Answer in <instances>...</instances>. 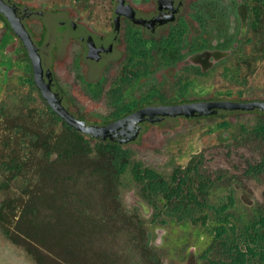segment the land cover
<instances>
[{
	"label": "rangeland",
	"instance_id": "rangeland-1",
	"mask_svg": "<svg viewBox=\"0 0 264 264\" xmlns=\"http://www.w3.org/2000/svg\"><path fill=\"white\" fill-rule=\"evenodd\" d=\"M14 1L64 14L98 34L111 29L123 2L143 15L147 27L168 21L156 32L161 36L178 18L173 0ZM183 1L180 12L191 28L189 43L204 35L191 14L211 12V1L219 3L217 22L210 27L213 48L192 52L187 46L171 64L159 54L137 65L122 55L96 81L87 79L84 64H76V46L55 55V86L74 114L104 124L125 103L150 93L178 98L184 77L194 86L183 103L264 101V53L249 26L252 0ZM149 11L155 16L144 14ZM29 23L44 41L38 38L42 23ZM227 39L225 50L215 47ZM119 47L124 51V43ZM25 57L22 42L0 16V264H235L215 239L212 207L233 196L230 212L240 228L264 211V172L252 170L264 161V137L253 134L264 114L228 111L147 125L137 142L124 147L132 157L127 171L118 175L111 156L96 150L100 141L64 126L41 92L26 82ZM142 66L150 75L128 82ZM13 163L21 168L11 171ZM135 164L169 182L176 169L191 167L193 172L183 193L168 198L135 179ZM202 183L208 185L206 193L199 190ZM188 192L201 204L191 202Z\"/></svg>",
	"mask_w": 264,
	"mask_h": 264
},
{
	"label": "trees",
	"instance_id": "trees-1",
	"mask_svg": "<svg viewBox=\"0 0 264 264\" xmlns=\"http://www.w3.org/2000/svg\"><path fill=\"white\" fill-rule=\"evenodd\" d=\"M80 3H86L89 0H77ZM235 2V0H233ZM245 2V0H242ZM217 3V2H216ZM211 1V7L213 11H208L205 14L200 11L191 14L194 19L200 24L204 35L197 37L191 43H189V34L191 28L186 20L185 16L180 17L170 28V30L162 36L159 40H147L138 34H135L131 42V50L134 55L141 56V64H146L147 60L153 58V53L161 55L164 62L173 63L182 58V50L185 47H189L192 52L203 51L209 48H213V41L211 39V25L217 22V10H219V3L216 5ZM252 17L249 20V26L254 34L255 43L260 52L264 53V0H252ZM237 6L239 4L236 3ZM123 4H120L121 8ZM215 12V13H213ZM222 34H225L226 28H221ZM231 40H225L223 43L215 44V47L220 50H225V45L229 44ZM30 78L28 83L38 89L34 77L32 74V66L30 64ZM150 71L148 67L142 66L137 68L135 72L128 78V82L139 81L143 77H148ZM193 81L189 77L180 78V96L178 98L168 99L162 93L153 92L143 97L142 99L135 100L124 104L123 111L119 113L115 119H119L124 115L132 113L146 105L165 103V104H177L186 101V97L189 91L193 89ZM39 90V89H38ZM117 104H121V100L117 101ZM50 111L57 116V118L63 123L64 126L73 129L76 133L86 135L72 126H70L61 116H59L49 105ZM259 114H264V111L255 110ZM229 113L225 110L218 112ZM222 127H229V124L223 123ZM253 134L257 137H264V121L260 122L253 130ZM87 137L95 138L93 135H86ZM100 141L96 144L97 151L103 155H110L113 163L116 166V172L118 175H122L127 171L130 165L131 153L128 149H125V144L114 142L110 139L95 138ZM21 167L18 164H11L9 169L11 171L19 170ZM195 173H198L197 167H195ZM253 172L260 174L264 172V161L260 164L252 167ZM133 174L138 182L145 184V189L152 191L153 193H162L166 197L171 198L173 195H180L183 193V189L188 185L189 174L193 172V169L189 167L183 171L176 169L171 177V182L160 176L153 170H143L139 165L135 164ZM208 185L202 183L199 187L201 193H206ZM190 201L195 204H201L198 197L192 192L187 193ZM235 199L233 196L228 197V202L219 206L212 207L214 210L215 227L213 228V234L217 241H220L226 251L231 256L235 264H264V211L260 216L249 224L240 228L233 221V214L230 210L234 207ZM3 210V208H1ZM222 264H227L225 261H221ZM219 261H210V264H221ZM154 264H161L155 262Z\"/></svg>",
	"mask_w": 264,
	"mask_h": 264
},
{
	"label": "water",
	"instance_id": "water-1",
	"mask_svg": "<svg viewBox=\"0 0 264 264\" xmlns=\"http://www.w3.org/2000/svg\"><path fill=\"white\" fill-rule=\"evenodd\" d=\"M0 11L7 16L16 34L22 39L29 52L34 81L43 98L70 126L86 135L110 139L119 143H129L137 138L141 123L146 118L149 121L157 122L163 120L161 117L194 118L215 115L220 110L264 111V101H198L145 107L124 118L104 125L88 123L65 108L62 97L57 91L50 65V54L54 39L64 29H67L72 36L81 39L86 47L89 79L92 81L99 80L101 78L99 62L104 59L110 60L115 54L113 46L120 33L122 16L125 15L135 20V10L130 5H123L121 12L114 18L115 29L108 36H101L91 31L64 14L20 8L12 0H0ZM37 16L45 21L49 29V35L41 42L33 38L26 27V21ZM78 27L79 29H77Z\"/></svg>",
	"mask_w": 264,
	"mask_h": 264
},
{
	"label": "flooded vegetation",
	"instance_id": "flooded-vegetation-1",
	"mask_svg": "<svg viewBox=\"0 0 264 264\" xmlns=\"http://www.w3.org/2000/svg\"><path fill=\"white\" fill-rule=\"evenodd\" d=\"M17 6H19L20 8H26V7H23V6H20L18 3H16L14 0H12ZM174 1V4H176V6L173 7L172 11L176 13V15H178V18L175 19L173 22H171V26L169 27L168 31L170 30V28L172 27V25L182 16H185V14L183 15V13L181 14L180 12V9L183 5V0H173ZM120 4H123V5H130L128 4L127 2L126 3H119L118 6H117V11L116 13L114 14L113 16V21H112V27L110 30L106 31V32H100L99 31V35L101 36H108L110 35L114 29H115V22H114V18L115 16L121 12V8L119 7ZM132 7V5H130ZM133 8V7H132ZM135 10V20H132L130 17L128 16H125L123 15L122 18H121V28H120V33L114 43V46H113V49H114V52L115 54L112 56V58L110 60H101L99 62V67L101 68V76L104 78V76L106 75V72L107 70L109 69V67L115 62L117 61V59H119L122 55L124 56H129L131 58V61H133L136 65L140 63L141 61V56L138 54V55H134L132 53V50H131V42H132V39L134 37L135 34H138V32L140 33V35L142 37H144L145 39L147 40H159L162 36L159 35V33H156L158 32L161 28H163L168 22L166 21L164 24H162L160 27H155L154 25L151 26V27H147L145 26L142 22L144 20L143 18V15L139 14L138 11L133 8ZM156 11H158V6H157V1H156ZM156 11H149V13H144V14H147L148 16L150 14L154 15L156 13ZM0 16L3 17L7 23L9 24L11 30L13 33L16 34L15 30H14V27L12 26L11 22L9 21V19L7 18V16L2 13L0 11ZM142 16V17H141ZM155 16V15H154ZM142 18V19H141ZM31 19H34V20H38L42 23V25L44 26V33L41 37H38L39 39H43L45 37H47L49 35V29L45 23V21L41 18V17H34V18H31ZM173 19V18H172ZM29 20L28 19L26 21V27L28 29V31L30 32V34L32 35L33 38H35L36 40L37 39V36H35V33L34 31L32 30V27H31V24L29 23ZM186 20H187V17H186ZM188 22V21H187ZM125 24H127L128 26L125 27ZM189 24V23H188ZM190 26V25H189ZM79 29V27L77 28ZM167 31V32H168ZM167 32L165 34H167ZM164 34V35H165ZM163 35V36H164ZM16 36L20 39V41L22 42L23 44V47L26 51V57H25V61H26V65H25V68H26V73L28 75V77L26 78V82H28L29 78H30V71H29V68H30V64L32 66V61H31V58H30V55H29V52L26 48V46L24 45L22 39L16 34ZM39 41V40H38ZM121 43H124V51H120V47L119 45ZM76 46L78 48L77 50V56H76V64L79 65L80 63L84 64L85 67H86V71H85V74H86V77L87 79H89V67H88V63H87V60H86V47H85V44L84 42L79 39V38H76L74 36H72L69 31L67 29H64L63 32H61L60 34H58L56 36V38L54 39V43H53V47H52V50H51V54H50V65H51V69H52V73H54V70H53V64H54V57L56 54L58 53H67L69 48H71V46ZM156 53L154 52L153 53V56L155 55ZM32 74H33V67H32ZM84 76V75H83ZM34 77V76H33ZM90 80V79H89ZM61 94V93H60ZM62 96V95H61ZM63 97V96H62ZM135 101V100H134ZM62 102H63V105L65 106V108L67 110H69L72 114H74L70 107L68 106V102L66 100L65 97H63L62 99ZM132 102V101H131ZM129 103V102H128ZM126 104V103H125ZM177 104H183V103H177ZM161 105H175V104H165V103H156V104H150V105H146L145 107H149V106H161ZM125 107V105H124ZM145 107H142V108H145ZM140 108V109H142ZM138 109V110H140ZM136 110V111H138ZM136 111H133L132 113L136 112ZM132 113H129L127 115H124L122 116L121 118H124ZM76 117H78L76 114H74ZM79 118V117H78ZM119 118V119H121ZM157 118V117H156ZM163 119H168V118H171V117H161ZM82 119V118H80ZM119 119H114L112 121H109V122H106L104 124H108V123H111V122H114V121H117ZM83 120V119H82ZM86 121V120H84ZM88 122V121H87ZM159 121L155 122V121H149L147 118L141 123V129H140V132H139V135L137 136V138L129 143H121V144H125V145H130L132 143H135L137 142L143 135L144 133L146 132V127L147 125H156V124H160L158 123ZM88 123H91L90 121ZM91 124H98V123H91ZM104 124H99V125H104Z\"/></svg>",
	"mask_w": 264,
	"mask_h": 264
}]
</instances>
